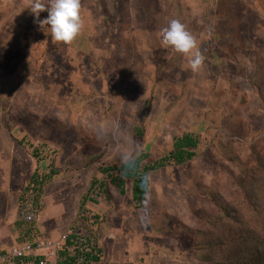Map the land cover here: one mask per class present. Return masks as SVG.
Masks as SVG:
<instances>
[{
	"label": "rangeland",
	"instance_id": "1",
	"mask_svg": "<svg viewBox=\"0 0 264 264\" xmlns=\"http://www.w3.org/2000/svg\"><path fill=\"white\" fill-rule=\"evenodd\" d=\"M30 4L0 0V196L17 207L33 195L49 231L78 221L98 236L107 219L146 226L148 236L159 223L183 227L192 264H214L210 246L192 237L206 213L219 214L215 199L258 220L240 191L264 137V0H81L84 28L71 43L42 29ZM172 19L196 36L199 71L163 44ZM184 132L199 138L196 156L153 171L143 207L128 195L130 180L125 195L110 185L113 202L102 193L84 204L101 167L142 153L161 159ZM34 174L52 177L30 191ZM83 205L94 223L81 217Z\"/></svg>",
	"mask_w": 264,
	"mask_h": 264
},
{
	"label": "trees",
	"instance_id": "2",
	"mask_svg": "<svg viewBox=\"0 0 264 264\" xmlns=\"http://www.w3.org/2000/svg\"><path fill=\"white\" fill-rule=\"evenodd\" d=\"M136 132L140 135L143 134L141 129H136ZM199 142V138L193 133L184 132L180 136L175 135L173 137V148L161 159H151L148 153H142L126 162L101 167L105 177L101 180H92L85 195L84 204L88 200L100 202L99 197L102 193L108 202H113L110 185L118 187L120 194L125 195L126 185L130 180L132 181L133 201L135 206L140 208L149 197L151 173L170 163L181 165L192 160L197 154ZM252 153L253 165L247 180L241 184L240 192L242 204L245 208L255 212L258 217L257 222L253 218L244 220L241 212L234 207L232 208L229 202L220 201L217 198L214 201L215 206L220 207L219 214L212 216L206 213L204 218V224L206 223L204 226L206 227L203 226L202 229L198 230V235L194 234L192 237L195 247L200 245L201 240L210 246L211 255L208 261H214V264H264V137L259 138L254 143ZM52 174L42 178V183L34 174L32 183H30L31 187L28 190H33L34 183L42 186L45 181L52 177ZM30 196V193H26L21 198L26 201ZM82 208L81 217L90 223L92 221L94 223L95 221H91L92 218L86 215L89 210L85 209L84 205ZM97 218L95 217V219ZM239 223L247 225V228L238 229L237 224ZM210 225L212 227H209ZM199 227H201V222ZM71 228L72 233L67 242L68 246L76 245L78 237L83 233L78 221ZM25 230L33 232V228L30 227ZM88 235L92 238L88 239V244L95 242L90 251H81L79 248L71 251L66 248L59 253L58 264H79L80 256L85 257L84 264L99 261L102 252L98 245L97 233L90 231Z\"/></svg>",
	"mask_w": 264,
	"mask_h": 264
},
{
	"label": "crops",
	"instance_id": "3",
	"mask_svg": "<svg viewBox=\"0 0 264 264\" xmlns=\"http://www.w3.org/2000/svg\"><path fill=\"white\" fill-rule=\"evenodd\" d=\"M130 190L128 195L132 198V186ZM20 205L22 206V202L14 207L10 205L7 195L0 196V251L4 252L13 244L33 239L38 235L48 238L58 237L66 230L49 231L41 224L26 223L21 218H19L20 221L17 220L18 212L20 217ZM134 213L129 212V218H134ZM135 221L131 219V223ZM113 223L114 220L108 219L103 223L104 226L98 233L101 259L92 264H192L191 261L194 260L193 254L191 258L185 253L193 250L185 247L182 240L184 234L182 226L181 230H174L173 226L166 227L159 223L154 231L155 234L148 236L146 226L141 230L134 225L135 223L127 228L122 223L119 226H112ZM23 224L33 228V232L26 231ZM100 232L102 238H100Z\"/></svg>",
	"mask_w": 264,
	"mask_h": 264
},
{
	"label": "clouds",
	"instance_id": "4",
	"mask_svg": "<svg viewBox=\"0 0 264 264\" xmlns=\"http://www.w3.org/2000/svg\"><path fill=\"white\" fill-rule=\"evenodd\" d=\"M81 7V0H31L29 8L35 16V22L42 29L45 25L50 26L56 41L71 43L84 28ZM45 10L49 15L41 20L40 13ZM162 40L164 45L172 46L178 52L189 55L194 72L201 69L205 56L198 47L196 36L179 19H172L162 29Z\"/></svg>",
	"mask_w": 264,
	"mask_h": 264
},
{
	"label": "built area",
	"instance_id": "5",
	"mask_svg": "<svg viewBox=\"0 0 264 264\" xmlns=\"http://www.w3.org/2000/svg\"><path fill=\"white\" fill-rule=\"evenodd\" d=\"M37 203L32 195L22 202L20 218L26 223L40 224L42 213ZM71 227L60 233L58 237L48 238L38 235L33 239L13 244L6 251H0V264H58L59 253L66 248L71 251L77 248L81 251H90L95 242L88 244V239H92L89 233L80 234L76 245H67L72 233ZM78 262L84 264L85 257L80 256Z\"/></svg>",
	"mask_w": 264,
	"mask_h": 264
}]
</instances>
